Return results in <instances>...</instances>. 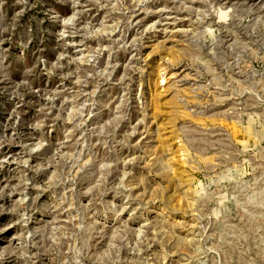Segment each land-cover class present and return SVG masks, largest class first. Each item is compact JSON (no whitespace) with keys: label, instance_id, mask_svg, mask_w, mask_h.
<instances>
[{"label":"rangeland","instance_id":"rangeland-1","mask_svg":"<svg viewBox=\"0 0 264 264\" xmlns=\"http://www.w3.org/2000/svg\"><path fill=\"white\" fill-rule=\"evenodd\" d=\"M0 264H264V0H0Z\"/></svg>","mask_w":264,"mask_h":264}]
</instances>
